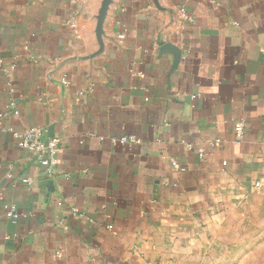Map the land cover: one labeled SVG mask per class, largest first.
Listing matches in <instances>:
<instances>
[{"label":"crops","instance_id":"1","mask_svg":"<svg viewBox=\"0 0 264 264\" xmlns=\"http://www.w3.org/2000/svg\"><path fill=\"white\" fill-rule=\"evenodd\" d=\"M102 4L0 0V264H188L264 195V0Z\"/></svg>","mask_w":264,"mask_h":264},{"label":"rangeland","instance_id":"2","mask_svg":"<svg viewBox=\"0 0 264 264\" xmlns=\"http://www.w3.org/2000/svg\"><path fill=\"white\" fill-rule=\"evenodd\" d=\"M188 264H264V195H249L220 210L202 254Z\"/></svg>","mask_w":264,"mask_h":264},{"label":"built area","instance_id":"3","mask_svg":"<svg viewBox=\"0 0 264 264\" xmlns=\"http://www.w3.org/2000/svg\"><path fill=\"white\" fill-rule=\"evenodd\" d=\"M124 36V34L119 35L120 38H123ZM235 128L237 138L241 139L243 134V122H237L235 124ZM13 137L15 138L17 146L33 152L43 165L52 168L58 163V153L61 145V138L59 136L56 135L50 138H45L41 128L31 127L23 131H14ZM122 140L140 142V139L135 136H131L128 139L122 138ZM173 164L176 165L175 162H173ZM24 181H29V178L24 179ZM259 185L260 181L256 182V186ZM5 209L9 216L17 217L18 214L16 213V208L13 205L8 204L5 206Z\"/></svg>","mask_w":264,"mask_h":264},{"label":"water","instance_id":"4","mask_svg":"<svg viewBox=\"0 0 264 264\" xmlns=\"http://www.w3.org/2000/svg\"><path fill=\"white\" fill-rule=\"evenodd\" d=\"M109 2H110V0H103V4H102L101 10H100L99 17H98V31L100 30V26L102 24V21H103V18L105 16V12L107 10Z\"/></svg>","mask_w":264,"mask_h":264}]
</instances>
